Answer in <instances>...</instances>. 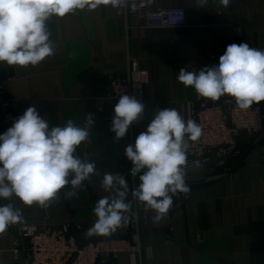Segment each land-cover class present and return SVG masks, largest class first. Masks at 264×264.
Instances as JSON below:
<instances>
[{"label": "crops", "instance_id": "obj_1", "mask_svg": "<svg viewBox=\"0 0 264 264\" xmlns=\"http://www.w3.org/2000/svg\"><path fill=\"white\" fill-rule=\"evenodd\" d=\"M152 9L180 5L187 9V25L174 28H144L136 18H125L124 7L99 4L76 10L64 17H53L47 24L54 44V55L27 68L0 64L8 79V95L16 119L34 106L50 127L74 120L86 126L91 113L94 124L89 139L78 154L96 163V173L71 199L49 207L26 206L18 198L0 199V205L13 203L22 211L26 224L46 223L59 227L74 225L80 239L93 226L97 201L109 196L102 188L105 172L123 175L128 183L127 200L132 212L127 224L98 240L137 238L142 252L120 253L111 264H264V135L254 144L243 135L232 171L222 173L215 164H201L188 170V194L173 196L166 216L155 221L156 212L144 210L131 195L140 183L139 174H130L133 164L125 156L131 144L129 135L115 140L106 123L114 114L110 99L109 75H123L128 63L136 60L149 73L144 92L146 121L136 128L134 137L147 130L158 110L175 108L188 119L190 100L199 97L177 77L183 68L199 71L219 64L229 44L247 42L264 50V0H148ZM243 30L236 34L234 27ZM204 98V97H203ZM207 99V98H204ZM259 105L264 111V101ZM8 129L0 111V134ZM65 189L64 191H67ZM77 226H85L79 231ZM0 264H26L14 253V235L7 229L0 234Z\"/></svg>", "mask_w": 264, "mask_h": 264}, {"label": "clouds", "instance_id": "obj_2", "mask_svg": "<svg viewBox=\"0 0 264 264\" xmlns=\"http://www.w3.org/2000/svg\"><path fill=\"white\" fill-rule=\"evenodd\" d=\"M206 2V0H203ZM227 7L229 0H220ZM126 7L128 0H0V64L27 68L39 65L54 55L48 22L76 10L96 8L99 4ZM133 3L132 8L135 10ZM185 87L212 101L222 96L234 99L240 110L264 101V50L247 42L232 43L219 58V64L199 71L181 69L177 77ZM144 104L134 96L120 95L114 107L111 131L115 140L123 138L130 125L142 118ZM93 115L86 126L69 119L63 126L50 127L34 106L13 121L0 134V199L18 198L24 205L49 207L71 199L96 173V163L77 149L89 139ZM202 136L201 126L185 120L175 108L158 110L147 130L135 143L127 145L125 156L132 162L131 176L139 174V185L131 190L133 199L144 210H154L155 221L163 219L173 204V196L188 194L187 154L190 142ZM200 167L199 161L193 162ZM102 188L109 196L100 198L93 212L97 218L84 233L86 238L108 235L127 224L132 203L123 175L105 172ZM68 189L67 191H64ZM23 219L13 203L0 205V234Z\"/></svg>", "mask_w": 264, "mask_h": 264}, {"label": "built area", "instance_id": "obj_3", "mask_svg": "<svg viewBox=\"0 0 264 264\" xmlns=\"http://www.w3.org/2000/svg\"><path fill=\"white\" fill-rule=\"evenodd\" d=\"M135 4V10L132 4ZM125 18H136L144 28H174L186 26L187 9L175 5L152 9L148 0H128L124 7ZM238 35L243 34L239 26L234 27ZM9 80L0 71V111L4 115L8 128L13 124L16 115L13 101L8 95ZM149 82V73L140 68L138 61L130 60L123 75H109L111 88L110 99L115 104L120 95L134 96L144 104V92ZM188 119L195 120L202 128V136L195 142H190L188 151V170L194 168L195 161L200 164H215L222 173L233 170L236 160L243 156L241 138L243 135L253 137L254 144L264 135V111L261 105L254 104L252 108L240 110L234 99L225 95L217 101L199 96L190 100ZM112 116L106 118L108 126H112ZM146 121V113L141 119L133 122L127 135L134 145L136 128ZM14 235V253L17 259L22 257L26 264H111V260L120 253L142 252L141 242L135 238L132 241L123 238H107L104 240L92 237L80 239L74 232V225L67 222L59 227L46 223L26 224L19 222L7 228ZM85 231V226H77Z\"/></svg>", "mask_w": 264, "mask_h": 264}, {"label": "trees", "instance_id": "obj_4", "mask_svg": "<svg viewBox=\"0 0 264 264\" xmlns=\"http://www.w3.org/2000/svg\"><path fill=\"white\" fill-rule=\"evenodd\" d=\"M247 148H249V146L246 148H243V151L245 152L247 150ZM92 238H94V236H92ZM94 239H96V238H94Z\"/></svg>", "mask_w": 264, "mask_h": 264}]
</instances>
